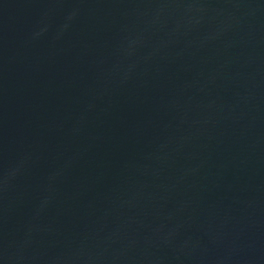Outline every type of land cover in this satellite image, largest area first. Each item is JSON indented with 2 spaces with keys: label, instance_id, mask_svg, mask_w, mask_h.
I'll return each mask as SVG.
<instances>
[{
  "label": "water",
  "instance_id": "1",
  "mask_svg": "<svg viewBox=\"0 0 264 264\" xmlns=\"http://www.w3.org/2000/svg\"><path fill=\"white\" fill-rule=\"evenodd\" d=\"M0 264H264V0H0Z\"/></svg>",
  "mask_w": 264,
  "mask_h": 264
}]
</instances>
